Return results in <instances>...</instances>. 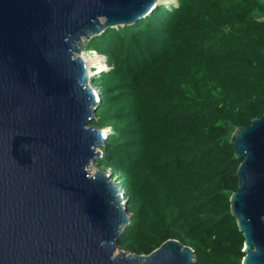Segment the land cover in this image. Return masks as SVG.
<instances>
[{
	"label": "trees",
	"instance_id": "16d2710c",
	"mask_svg": "<svg viewBox=\"0 0 264 264\" xmlns=\"http://www.w3.org/2000/svg\"><path fill=\"white\" fill-rule=\"evenodd\" d=\"M263 15L264 0H174L85 42L107 65L90 78L91 124L111 131L96 164L130 214L119 248L148 254L174 238L192 264H241L230 137L264 107Z\"/></svg>",
	"mask_w": 264,
	"mask_h": 264
},
{
	"label": "water",
	"instance_id": "95a60500",
	"mask_svg": "<svg viewBox=\"0 0 264 264\" xmlns=\"http://www.w3.org/2000/svg\"><path fill=\"white\" fill-rule=\"evenodd\" d=\"M160 3L0 0V264H192L193 249L174 238L148 254L120 249L123 190L109 169L88 168L109 132L91 124L85 41ZM230 143L241 159L229 198L241 264H264V107Z\"/></svg>",
	"mask_w": 264,
	"mask_h": 264
},
{
	"label": "rangeland",
	"instance_id": "374dc122",
	"mask_svg": "<svg viewBox=\"0 0 264 264\" xmlns=\"http://www.w3.org/2000/svg\"><path fill=\"white\" fill-rule=\"evenodd\" d=\"M173 3H174V0H168L167 2L166 1H162V3H160V4H163V5H166L167 7H169ZM84 50H85V52H83V53H84L85 58L87 59L89 57V59L91 61V64H92L91 66L88 65V67L91 69V73L89 74L90 75V78H91V77L96 76L97 74H99V72L101 71L100 70L101 68L102 69L105 68L104 67V61L102 62V65H103L102 67L98 66L97 58L93 54L94 50L93 49H89V47H88V45H86V43L84 44ZM96 66H97V68H96ZM96 167H98V165L96 164V162L95 163H90L89 166H88V168H89V170H90L91 173H93L96 170ZM113 180H115V179L113 178ZM122 199L124 201L126 200L125 199V196H124V191H123V198ZM120 249H122V248H120Z\"/></svg>",
	"mask_w": 264,
	"mask_h": 264
},
{
	"label": "bare ground",
	"instance_id": "6f19581e",
	"mask_svg": "<svg viewBox=\"0 0 264 264\" xmlns=\"http://www.w3.org/2000/svg\"><path fill=\"white\" fill-rule=\"evenodd\" d=\"M160 1H161V2H162V1H166V2H167L168 0H160ZM95 54H96V53H95ZM80 55L84 58L85 64H86L87 69H88V73L90 74V73H91V69L88 67V65H89V64H88V60L85 58L83 52H82ZM101 57H102V56H101ZM102 58H103V57H102ZM102 62H103V61H102ZM101 66H103V65H101ZM100 70H101V69H100ZM100 70H99V71H100Z\"/></svg>",
	"mask_w": 264,
	"mask_h": 264
},
{
	"label": "built area",
	"instance_id": "2783aa9c",
	"mask_svg": "<svg viewBox=\"0 0 264 264\" xmlns=\"http://www.w3.org/2000/svg\"><path fill=\"white\" fill-rule=\"evenodd\" d=\"M260 19H261V20H264V15H263ZM103 61H104V67H105V68H103V69L101 68V71L107 69V65H106V63H105V62H106V61H105V58H103ZM92 86H93V85H92ZM93 87H94V91H95L96 93H98V89H97L95 86H93ZM97 99H98V98H97ZM108 132H109V133L111 132L109 128H108Z\"/></svg>",
	"mask_w": 264,
	"mask_h": 264
}]
</instances>
